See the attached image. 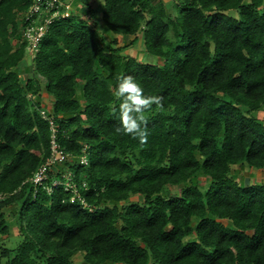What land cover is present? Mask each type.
Segmentation results:
<instances>
[{
  "label": "trees",
  "instance_id": "obj_1",
  "mask_svg": "<svg viewBox=\"0 0 264 264\" xmlns=\"http://www.w3.org/2000/svg\"><path fill=\"white\" fill-rule=\"evenodd\" d=\"M80 1L111 40L95 18H56L23 80L16 17L31 0H0V236L11 220L19 236L0 264H264V182L230 175L264 169L251 113L264 105V0H171L173 14L162 0ZM127 37L157 62L123 55ZM127 78L143 103L121 92ZM52 141L69 157L35 184Z\"/></svg>",
  "mask_w": 264,
  "mask_h": 264
},
{
  "label": "rangeland",
  "instance_id": "obj_2",
  "mask_svg": "<svg viewBox=\"0 0 264 264\" xmlns=\"http://www.w3.org/2000/svg\"><path fill=\"white\" fill-rule=\"evenodd\" d=\"M164 5H165V9L166 12L168 13H174L173 12V5H172V1L171 0H162ZM247 1V0H245ZM69 2V1H67ZM74 4H72L70 2V9L71 12H76L79 15L85 16V18L87 19L89 24H92V20L95 18L96 20H98V32L100 34V37H102V39H104L105 41H109L111 40L112 35L105 30V25L104 23L100 20L99 17H94V18H88V14L85 13L87 7L86 5H82V3L78 4V6L75 8L73 6ZM90 7L93 6L92 3L89 4ZM75 10V11H74ZM130 39L131 38H124L123 40V45H126V47L122 50V54L123 55H130L132 57H135L138 60H142V61H150V62H157L156 61V57L155 56H151L148 53L145 52L144 49V44L142 39H139L135 44H130ZM20 43V40L15 42V45H18ZM25 61L22 63V68H19L20 71V76L23 80H25L26 78L30 77L31 75H33V71L31 70V58L27 55L25 58ZM77 97L80 98V95L77 94ZM41 103L43 105V108L48 110L50 112L51 110V100H49V96H47V94L43 91L41 94ZM252 115L260 120H262L264 122V105L257 111H253L251 112ZM230 175L233 176L237 181L239 182H243L244 180H248V182H264V169L263 170H259V169H255V168H249V167H238V166H231V170H230ZM208 178H206L203 174L198 173V175H196L195 177L192 178V182L197 184V185H203L204 187H206L208 185ZM180 188V186H172V187H168L166 190L162 191V194H172L174 192H176L178 189ZM142 198L138 195H132L129 200L127 202H141ZM123 204V203H121ZM194 223V222H193ZM19 241V236H18V224L16 222H14L13 220L10 221V233L8 238H3L0 236V244L6 246V247H14L16 245V243H18ZM73 261L75 264H79L81 261V256L79 254L75 255L73 257Z\"/></svg>",
  "mask_w": 264,
  "mask_h": 264
},
{
  "label": "built area",
  "instance_id": "obj_3",
  "mask_svg": "<svg viewBox=\"0 0 264 264\" xmlns=\"http://www.w3.org/2000/svg\"><path fill=\"white\" fill-rule=\"evenodd\" d=\"M70 14V2H65L63 0H31L26 10L18 13L16 19L19 24L20 35L22 40L26 43L27 54L31 59L38 47L40 38L47 30L48 25L56 18L67 17ZM41 113L45 119H49L51 124V119L44 113V110H41ZM51 128L54 131L53 125H51ZM51 143L52 153L50 157L41 164L31 178L32 182L35 184L40 183L45 178L47 169H55L56 164L63 162L68 157V155L57 149V146L53 141ZM80 161H83V158ZM64 177L66 179L64 183L65 189H73V185L69 180L70 175L64 174ZM59 183V181H55L53 186ZM71 200H73V198ZM80 203L86 205L83 200H80Z\"/></svg>",
  "mask_w": 264,
  "mask_h": 264
},
{
  "label": "clouds",
  "instance_id": "obj_4",
  "mask_svg": "<svg viewBox=\"0 0 264 264\" xmlns=\"http://www.w3.org/2000/svg\"><path fill=\"white\" fill-rule=\"evenodd\" d=\"M120 90L121 92H128L131 95V98L134 100H137V102H140V103L144 102L139 99V95H138L139 88L136 85V83L131 80V78H127L121 83ZM133 127H135V124L130 120L127 121V129L131 130ZM82 158L84 157H81V159Z\"/></svg>",
  "mask_w": 264,
  "mask_h": 264
},
{
  "label": "crops",
  "instance_id": "obj_5",
  "mask_svg": "<svg viewBox=\"0 0 264 264\" xmlns=\"http://www.w3.org/2000/svg\"><path fill=\"white\" fill-rule=\"evenodd\" d=\"M69 2H71L72 4H74L73 6L76 8L78 6V4L82 3L80 0H69ZM93 4V3H92ZM96 6V4L94 5ZM75 11V10H74ZM98 17V16H97Z\"/></svg>",
  "mask_w": 264,
  "mask_h": 264
}]
</instances>
